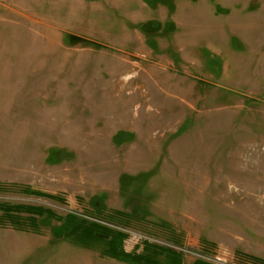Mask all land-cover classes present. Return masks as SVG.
Instances as JSON below:
<instances>
[{
	"label": "rangeland",
	"instance_id": "obj_1",
	"mask_svg": "<svg viewBox=\"0 0 264 264\" xmlns=\"http://www.w3.org/2000/svg\"><path fill=\"white\" fill-rule=\"evenodd\" d=\"M49 213L264 262V0H0V264H127Z\"/></svg>",
	"mask_w": 264,
	"mask_h": 264
},
{
	"label": "trees",
	"instance_id": "obj_2",
	"mask_svg": "<svg viewBox=\"0 0 264 264\" xmlns=\"http://www.w3.org/2000/svg\"><path fill=\"white\" fill-rule=\"evenodd\" d=\"M149 4H152L156 0H145ZM121 134H119V137ZM50 212V211H49ZM52 215L55 219L61 222L60 229L63 232V235L66 237L74 236L76 239L84 242L89 241L91 239H99L104 238L106 236H109V244L110 247L106 251H102L107 256H110L118 261H122L127 264H157L156 261H153L150 258H146L145 256L135 255L132 253H127L120 249V242L122 237V234H113L111 231L105 229L104 227L98 225V224H90L81 221L76 215H66L65 217H55L54 214L49 213ZM9 222L11 226L15 224L13 220L10 218ZM4 225L0 222V227H3ZM17 229V227H12ZM19 229V228H18ZM253 261L256 264H264V262L261 259H253ZM201 264V263H196Z\"/></svg>",
	"mask_w": 264,
	"mask_h": 264
}]
</instances>
